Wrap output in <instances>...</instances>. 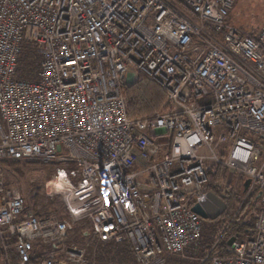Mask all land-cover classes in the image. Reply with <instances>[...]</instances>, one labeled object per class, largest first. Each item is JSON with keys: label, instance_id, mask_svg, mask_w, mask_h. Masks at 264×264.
I'll list each match as a JSON object with an SVG mask.
<instances>
[{"label": "built area", "instance_id": "1", "mask_svg": "<svg viewBox=\"0 0 264 264\" xmlns=\"http://www.w3.org/2000/svg\"><path fill=\"white\" fill-rule=\"evenodd\" d=\"M234 3L0 0V158L71 163L53 174L69 216L87 217L96 243L127 241L135 264H264V25L230 24ZM24 43L34 77L19 70ZM137 75L171 108L129 117L123 85ZM208 163L239 171L263 203L224 255L216 248L235 213L204 245V219L191 211L207 199ZM68 230L26 211L0 179V243L5 251L14 237L17 264H96L66 246Z\"/></svg>", "mask_w": 264, "mask_h": 264}, {"label": "rangeland", "instance_id": "2", "mask_svg": "<svg viewBox=\"0 0 264 264\" xmlns=\"http://www.w3.org/2000/svg\"><path fill=\"white\" fill-rule=\"evenodd\" d=\"M228 21L230 24L235 27L246 31L252 32L257 31L262 25H264V0H235L233 7L231 8L228 16ZM139 80V84L142 85L140 92H143L148 86H150L151 82H147L142 79L141 75H137L136 80L133 83H136ZM130 84V83H125ZM132 84V83H131ZM154 84V83H152ZM153 91L157 94L156 89L148 88L147 91ZM163 106V105H162ZM161 112H154L150 115L145 116H153ZM227 149V147H226ZM59 150V149H58ZM201 152L203 154H208L209 152L202 148ZM215 152L222 158V143L217 145L215 148ZM8 159L0 158V179L4 181V183L12 188L17 189L24 197L25 210L32 211V203L34 197L37 199V208L41 218L52 217L56 220H63L69 224L68 230V238L66 240V246L68 247H77V248H85L87 254L89 256H93L95 254L96 264H118L114 261L102 262L98 261L96 258V240L94 236L91 234L90 230V221L87 217L72 219L67 210V190L68 188L65 185V181L62 182L64 192H60L54 190L52 188L48 189V182L53 178V174L55 172L56 167L58 165H63L67 168L73 167L71 163L60 164L59 162L53 164L43 163L41 161H37L34 159L31 160H20L17 161V164H10L7 162ZM230 170L229 175L225 181V186L227 190L236 191L238 194L236 200L237 203L233 204L232 209L228 211V213L232 214L235 211H239V215L247 213V219L250 216L256 217L259 214V208L263 206V203L259 198L251 205L246 204V199L251 202L249 196H253V194L244 193L241 194V187L243 186V181L241 180L242 174L236 170ZM242 185V186H241ZM47 189V190H46ZM49 190V192H48ZM38 193V194H37ZM35 194H37L35 196ZM245 203V204H244ZM33 212V211H32ZM34 213V212H33ZM230 219V218H229ZM204 240L203 243H209L210 238L213 234L211 228L214 227L213 220L204 219ZM224 220H222L223 222ZM225 222V221H224ZM219 226V225H218ZM215 227L217 225L215 224ZM223 229V223H222ZM215 237V236H214ZM213 237V238H214ZM212 238V239H213ZM36 252L37 254L41 253L49 246H44L41 244H36ZM199 247H203V244L200 243ZM187 253L191 254L192 251L190 248L187 249ZM175 260V259H170ZM169 260V261H170ZM187 262L190 260H186ZM199 262V261H198ZM127 264H135L134 261H131Z\"/></svg>", "mask_w": 264, "mask_h": 264}, {"label": "trees", "instance_id": "3", "mask_svg": "<svg viewBox=\"0 0 264 264\" xmlns=\"http://www.w3.org/2000/svg\"><path fill=\"white\" fill-rule=\"evenodd\" d=\"M229 22V21H228ZM256 31H252L250 33H254ZM22 59L20 62V71H25V73L31 77L35 76L36 69L35 66L30 62V59H34L33 50L28 47L27 43L22 45ZM139 84V80L136 83L132 84H124L123 85V94L126 102V109L128 116L131 118L142 117L143 115H150L156 112H165L170 109L169 103L166 101L163 92L156 84L150 83L143 92H140L141 89ZM148 88L156 89L157 94L150 89L147 91ZM163 105V106H162ZM264 158V141L260 144V149L257 155L256 163H259ZM1 159H8V163L10 164H17V161L10 158H1ZM206 172L208 176V183L206 184V191L213 192L217 197H219L225 203V209L220 213V215L214 219H210L214 222V227L211 228L213 232L211 238L217 236L218 233L222 230V223L223 227L227 223L228 219L232 216V214L228 213L230 209H232L233 204L237 203V196L239 193L236 191H230L226 189L225 181L227 176L230 173V170L220 164L217 163H208L206 165ZM244 177L241 176V180L244 181ZM243 185V184H242ZM241 185V186H242ZM244 193L243 186L241 187V194ZM38 194V193H37ZM35 194V196L37 195ZM37 197V196H36ZM251 202L247 201L246 204L251 205L253 202L257 200V192L253 193V196H249ZM253 201V202H252ZM26 204V202H25ZM245 204V203H244ZM37 208V199L34 197L32 203V211L35 215L40 216V213ZM262 208V207H261ZM261 208H259L261 210ZM259 210V212H260ZM235 220L229 223L228 228L225 230L223 238L221 237L218 241L217 246V253L222 255L227 254L228 251L226 250V239L228 235L232 231H237L240 234L248 235V230L252 227L253 223L255 222L256 217L250 216L247 219V213L239 215V211H235ZM233 213V214H234ZM222 220H224L222 222ZM215 224L217 227H215ZM219 225V226H218ZM210 238V239H211ZM4 242L6 245V249L1 246L0 243V264H17V256L15 254V250L13 247L14 244V237L11 235H5ZM131 248L127 241L121 243H114L113 241L110 242H97L96 243V258L98 261L107 262V261H114L118 264H127L131 261ZM201 264H208L207 262H203Z\"/></svg>", "mask_w": 264, "mask_h": 264}, {"label": "water", "instance_id": "4", "mask_svg": "<svg viewBox=\"0 0 264 264\" xmlns=\"http://www.w3.org/2000/svg\"><path fill=\"white\" fill-rule=\"evenodd\" d=\"M250 183L248 178L243 181V190L245 191ZM207 199L192 205L191 211L198 214L202 219H214L220 215L225 209V203L217 197L213 192H207ZM233 237L227 240V244H231Z\"/></svg>", "mask_w": 264, "mask_h": 264}, {"label": "bare ground", "instance_id": "5", "mask_svg": "<svg viewBox=\"0 0 264 264\" xmlns=\"http://www.w3.org/2000/svg\"><path fill=\"white\" fill-rule=\"evenodd\" d=\"M65 180L61 179L60 177H54L52 178L51 181H49L48 185H47V188L50 189L52 188L53 191L54 190H57V191H60V192H64V189H63V185L62 182H64ZM49 192V190H48Z\"/></svg>", "mask_w": 264, "mask_h": 264}, {"label": "crops", "instance_id": "6", "mask_svg": "<svg viewBox=\"0 0 264 264\" xmlns=\"http://www.w3.org/2000/svg\"><path fill=\"white\" fill-rule=\"evenodd\" d=\"M132 259L134 261L133 255H132ZM169 264H199V262L197 260H190L188 262L187 261H180V260H170Z\"/></svg>", "mask_w": 264, "mask_h": 264}]
</instances>
